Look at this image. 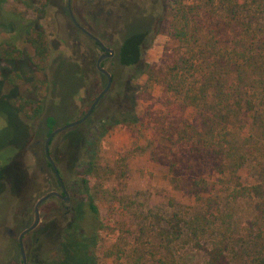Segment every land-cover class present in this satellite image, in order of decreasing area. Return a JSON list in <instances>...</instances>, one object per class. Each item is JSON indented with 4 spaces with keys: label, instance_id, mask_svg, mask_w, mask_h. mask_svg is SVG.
<instances>
[{
    "label": "trees",
    "instance_id": "obj_1",
    "mask_svg": "<svg viewBox=\"0 0 264 264\" xmlns=\"http://www.w3.org/2000/svg\"><path fill=\"white\" fill-rule=\"evenodd\" d=\"M163 10V14L151 12L144 18L138 15L139 29L123 34L115 44L113 41L114 56L102 63L103 68L106 63L115 68L108 71L112 87L92 114L105 104L113 105L112 112L99 120L87 137L75 131L78 142L70 153L61 151L60 158L65 159L66 170L70 171V164H79L83 152L96 150L100 138L116 126L140 128L136 107L139 101L152 97L151 84L138 81L146 75L164 93L163 110L151 112L150 119L144 122L163 140L159 150L152 151V158L169 169L176 189L185 192L198 206L194 214L193 208L184 207V215L176 213L168 219L156 216V230L150 231L157 263L179 264L178 247L191 246L204 252L200 264H234L230 255L237 233L234 213L240 214L243 203L247 234L236 239L242 255L239 264H264V0H166ZM5 15L25 23H16L10 38L0 42V65L25 57L26 52L18 45L24 40L32 50L27 55L31 65L37 72L47 73L52 66V49L44 32L18 13ZM105 15L107 18L108 12ZM74 28L81 31L75 25ZM152 32L165 35L178 45L165 47L161 60L147 66L143 56ZM95 36L101 40L100 35ZM58 72L52 79L36 81L35 98H30L16 96L14 90L5 93L8 76L0 68V103L2 110L7 111V128L0 127V226L9 217L21 225L29 213V207L18 212L13 203L26 199L30 204L28 197L35 182L28 178L22 160L30 150L33 122L40 121L37 135L41 136L38 132L44 128L46 132L41 137L46 140L59 128L55 127L52 113L55 104L47 101L54 95ZM20 79L19 73L9 77L12 84ZM180 148H184V156ZM44 158L54 175L52 185L59 189L45 146ZM57 167L64 178L61 166ZM85 183L86 180L82 184ZM74 202L68 207L61 203L60 208L65 211L59 221L63 220V225L36 231L27 247L28 263L96 264L93 250L100 232H114L116 228L103 224L92 199ZM28 226L29 222L22 231ZM140 231H144L143 226Z\"/></svg>",
    "mask_w": 264,
    "mask_h": 264
},
{
    "label": "rangeland",
    "instance_id": "obj_2",
    "mask_svg": "<svg viewBox=\"0 0 264 264\" xmlns=\"http://www.w3.org/2000/svg\"><path fill=\"white\" fill-rule=\"evenodd\" d=\"M0 1V42L10 38L16 23H25L5 15L18 13L24 20L34 22L37 30L44 32L52 49L51 69L47 73H39L29 62L27 55L32 54L29 45L24 40L18 42L19 47L26 52L25 57L0 65L8 76L5 79V93L14 90L16 96L35 98L33 84L46 78L52 79L53 74L59 71L54 79V95L47 98L49 103L55 104L52 108L55 127L84 117L107 84L97 70L95 62L104 52L100 46L93 45L85 33L76 32L67 13L68 0ZM164 1L166 0H72V7L79 24L91 33L100 35L104 46L113 49V41L115 44L117 40L122 39L123 34L139 29V16L144 18L151 12L163 14ZM98 10L102 13L97 14ZM107 12L109 16L106 18ZM177 45L167 36L152 32L150 44L144 51L143 63L147 66L158 63L165 47L175 48ZM104 68L107 71L115 70L107 63ZM15 73H19L22 79L12 84L9 77ZM29 77L33 81L28 79ZM138 81L142 85L151 84L152 93L150 99L139 101L136 107L142 124L140 128L129 125L116 126L100 138L96 150L92 148L83 152L84 157L80 163L70 164V171H67L65 159L60 158L61 151L69 152L78 142L79 134L75 131L79 130L78 132L87 137L94 125H98L99 120L112 112L113 105L105 104L83 124L56 135L50 146L51 156L55 163L61 166L63 180L74 203L92 199L99 208L103 224L116 228L114 232L105 229L100 232L98 245L93 250L96 264H159L152 254V245H155V242L151 239L153 233L150 231L156 230L153 227L156 216L168 219L176 213L184 215V207L193 208V214L198 211L197 203L173 185L169 169L155 163L152 158V151H158L163 140L157 136L154 129L147 128L144 122L150 119L151 112L163 110L164 93L162 87L149 81L146 75ZM2 106L0 103V110ZM6 112L0 113V127L4 130L7 128ZM39 122L34 121L32 124L30 150L22 160L28 178L35 182L28 197L30 204L26 199L13 203L14 207L19 208L18 212L27 211L28 207L30 210L24 215V220L20 221L21 225L9 217L8 222L0 226V264H23L18 236L27 222H33L34 206L38 199L54 190V175L44 158L46 139L41 137L46 131L42 128L38 132L41 136L37 135ZM85 140L82 142L85 143ZM179 151L181 156L186 154L184 148ZM84 180L87 184H82ZM13 198L14 195L10 197ZM55 202L56 200L51 199L42 205L40 226L46 225L57 216L58 211L56 213L53 208ZM245 207V204L241 203L240 214L234 213L237 233L230 254L234 264H239L242 257L236 239L239 235L247 234ZM141 226L143 232L140 231ZM10 231H13V234ZM35 233L36 231L29 238ZM176 254L179 264H200L204 259V252L191 246H179Z\"/></svg>",
    "mask_w": 264,
    "mask_h": 264
},
{
    "label": "water",
    "instance_id": "obj_3",
    "mask_svg": "<svg viewBox=\"0 0 264 264\" xmlns=\"http://www.w3.org/2000/svg\"><path fill=\"white\" fill-rule=\"evenodd\" d=\"M68 10H69V15L71 17V20L73 22V24L80 29L83 33H85L87 36H89L91 39H93L94 41H96L106 52L107 54H103L101 55L98 60H97V64L96 67L97 69L106 76L108 82L106 87L104 88V90L98 95V97L96 98L95 102L93 103V105L89 108L88 112L85 114L84 117H82L79 120H75L71 123H68L64 126H61L57 129H55L47 138L46 143H45V154L47 156V159L49 161V163L51 164V166L53 167L54 173L56 175V177L58 178V181L60 182L61 186H62V190L64 193H67V189L65 187L64 181L59 173L58 167L56 166L53 158L50 156V143L52 141V139L60 134L61 132L79 126L81 124H83L84 122H86L92 115L95 107L98 105V103L101 101V99L103 98V96L111 89L112 87V83H113V79L111 74L102 67V63L105 59L112 57L114 55V51L112 49H109L107 47H105L103 45V43L99 40V38H97L95 35H93L91 32H89L88 30H86L85 28H83L79 22L76 19V16L74 14L73 8H72V0H68ZM69 195V194H67ZM52 197H58V198H64L63 195H61L60 193L53 191V192H49L46 195L42 196L41 198L38 199V201L36 202L35 206H34V221L32 223V225L30 227H28L27 229H25L24 231H22L19 235V246H20V251H21V255H22V261L23 264H28L27 261V254H26V249L24 246V237L31 233L32 231H34L41 223V212H40V208L43 205V203H45L48 199L52 198ZM66 200H69V196L65 197Z\"/></svg>",
    "mask_w": 264,
    "mask_h": 264
},
{
    "label": "flooded vegetation",
    "instance_id": "obj_4",
    "mask_svg": "<svg viewBox=\"0 0 264 264\" xmlns=\"http://www.w3.org/2000/svg\"><path fill=\"white\" fill-rule=\"evenodd\" d=\"M80 30V29H79ZM90 32V31H89ZM101 41V40H100ZM104 45V44H103ZM100 46V45H99ZM101 47V46H100ZM102 48V47H101ZM110 49V48H109ZM102 50H103V52H104V54H107V52L102 48ZM114 56V55H113ZM112 56V57H113ZM112 57H109V58H107V59H111ZM107 59H105V60H107ZM104 60V61H105ZM103 61V62H104ZM101 73V72H100ZM49 162V161H48ZM55 162V161H54ZM56 164V163H55ZM51 165V164H50ZM56 166H57V164H56ZM52 167V166H51ZM52 169H53V167H52ZM54 171V170H53ZM55 174V173H54ZM56 176V175H55ZM57 178V177H56ZM63 179V178H62ZM57 180H58V178H57ZM64 181V180H63ZM64 184H65V187H66V189H67V186H66V183L64 182ZM59 186H60V188L59 189H57V188H54V190L53 191H56V192H58V193H60L61 195H63L64 196V198H58V197H52V198H50V199H48V200H51V199H53V200H56V202H55V205L53 206V208L55 209L54 211H56V213H57V211H58V214H57V216L56 217H53V219L51 220V221H49L46 225H42V226H38L34 231H32L31 233H29V234H27L25 237H24V246H25V249H27V247H28V242L30 243V240H31V238L32 237H35L36 236V233L34 234V236H32V237H30L29 238V236H31L32 234H33V232H35V231H37L38 229H40V228H42V227H46V226H49V227H51L52 229L54 228L55 229V227H56V229L57 228H59L61 225H63L62 223H63V220H61V221H59V219H60V215L62 214V213H64V211L65 210H61V206H62V204H63V206H69L73 201H72V198H71V196H70V193L68 192V189H67V193H64L63 192V190H62V186H61V184H60V182H59ZM53 191H51V192H53ZM67 194H69V195H67ZM67 196H69V200L67 201L66 200V198L65 197H67ZM62 203V204H61ZM44 204V203H43ZM42 207V206H41ZM41 209V208H40ZM69 212V211H68ZM34 221V220H33ZM59 221V222H58ZM33 223V222H32ZM32 223L30 224V226L32 225ZM24 224V223H23ZM30 226H28V227H30ZM27 227V228H28ZM26 228V229H27ZM25 230V229H24ZM23 230V231H24ZM11 232V234H13V231H10ZM22 232V231H21ZM20 232V233H21ZM20 235V234H19ZM29 239V241H28V239ZM36 241H38V239L36 240ZM27 243V244H26ZM18 244H19V236H18ZM19 249H20V246H19ZM21 252V251H20ZM26 254H27V251H26ZM21 257H22V255H21ZM27 261H28V259H27ZM23 262V261H22Z\"/></svg>",
    "mask_w": 264,
    "mask_h": 264
}]
</instances>
